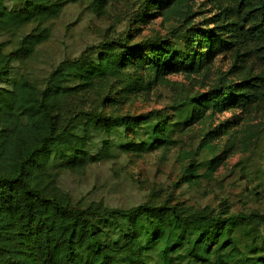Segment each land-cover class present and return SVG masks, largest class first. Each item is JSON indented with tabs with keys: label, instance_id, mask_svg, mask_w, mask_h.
Segmentation results:
<instances>
[{
	"label": "trees",
	"instance_id": "obj_1",
	"mask_svg": "<svg viewBox=\"0 0 264 264\" xmlns=\"http://www.w3.org/2000/svg\"><path fill=\"white\" fill-rule=\"evenodd\" d=\"M80 1L0 0V264H264V211L169 200L77 205L58 179L61 170H82L119 150L170 149L175 135L227 109L264 111V69L236 80L222 73L206 91L140 114L68 106L97 86L109 90L100 105L116 106L121 97L150 93L168 75H199L227 49L236 62L253 51L264 63V0H208L214 13L204 27L193 23L194 0H141L136 28L175 20L170 38L130 44L128 33L62 60L39 80L26 64L50 37L48 22ZM247 131L233 138L256 139L262 188L255 193L263 199L264 120L256 133ZM204 135L212 157L196 165L216 167L219 144Z\"/></svg>",
	"mask_w": 264,
	"mask_h": 264
},
{
	"label": "rangeland",
	"instance_id": "obj_2",
	"mask_svg": "<svg viewBox=\"0 0 264 264\" xmlns=\"http://www.w3.org/2000/svg\"><path fill=\"white\" fill-rule=\"evenodd\" d=\"M140 4L141 0H107L102 9L95 8L89 0L67 4L57 18L48 22L51 35L26 64V69L43 80L62 60L77 58L105 41L118 40L128 33L135 37L130 44L148 38H170L177 26L175 20L159 17L136 28ZM194 9L193 23L204 27L214 13L213 3L194 0ZM245 58L243 64L236 62L232 50L227 49L211 59L205 65L207 70L199 75L182 72L168 75V81L156 84L150 93L121 97L116 106L100 105L101 99L109 93L108 86H97L96 91L72 97L68 106L73 110L79 105L85 109L101 108L107 113L130 114L165 109L181 96L206 91L222 73H227L229 80H236L248 69L254 73L264 69L263 60L255 52H249ZM263 120L262 110L247 114L240 108L227 109L175 135L178 143L170 149L142 153L119 150L115 157L91 163L82 170H61L60 187L77 205L102 201L127 207L147 200H169L196 207L208 205L223 209L227 206L231 211H264V198L255 193L262 188L256 176L259 166L256 139L243 144L239 138H233L244 136L248 129L256 133ZM207 131L211 143L219 144L216 153L220 151L221 162L216 167L196 165L212 157L206 146L208 135L204 134ZM100 144L99 141L98 146Z\"/></svg>",
	"mask_w": 264,
	"mask_h": 264
}]
</instances>
